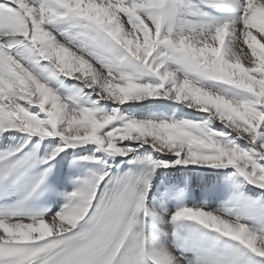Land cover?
<instances>
[{"label":"snow or ice","instance_id":"snow-or-ice-1","mask_svg":"<svg viewBox=\"0 0 264 264\" xmlns=\"http://www.w3.org/2000/svg\"><path fill=\"white\" fill-rule=\"evenodd\" d=\"M0 138V264H264V0H0Z\"/></svg>","mask_w":264,"mask_h":264},{"label":"bare ground","instance_id":"bare-ground-1","mask_svg":"<svg viewBox=\"0 0 264 264\" xmlns=\"http://www.w3.org/2000/svg\"><path fill=\"white\" fill-rule=\"evenodd\" d=\"M170 171H172V170H163V169H162V170H159V172H164V173H167V172H170ZM159 172H158V174H157L158 176H159ZM197 182H198V181H197L196 177H193V178H192V185L195 186ZM199 202H200V201H198V200H197V201H193V203H199ZM54 211H56V210H54ZM54 211H53V212H54Z\"/></svg>","mask_w":264,"mask_h":264}]
</instances>
